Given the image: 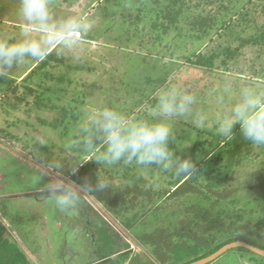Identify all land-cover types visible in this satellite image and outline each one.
<instances>
[{"label":"rangeland","instance_id":"1","mask_svg":"<svg viewBox=\"0 0 264 264\" xmlns=\"http://www.w3.org/2000/svg\"><path fill=\"white\" fill-rule=\"evenodd\" d=\"M118 2L0 0V74L15 79L13 88H8L9 91L4 85H0L3 89L0 90V99L7 100L6 103L0 102V107L3 106L9 111L13 110V106L19 107L8 120L13 123L10 132L14 136L0 135V201L9 200L12 203L8 204V212L13 214L12 217L18 219V222L15 221L14 224V219L4 218L1 211L0 221L8 226L10 235L19 240L29 253V248L33 250V245L29 247L23 232L26 230L28 232L33 227L34 233L40 229L39 231L46 237L48 231L44 227L45 224L43 223L44 226L41 228H38L37 224L46 222L42 213L44 207L54 203L53 198L48 197L51 196V191H60L63 194L62 196L59 193L58 199L66 201L65 206L68 204L67 200L76 194L84 197L87 202H91L90 196L99 202L93 195L95 194L104 203L102 205L99 202L102 207H108L125 227L133 229L137 224L134 217L136 213L141 215L144 208L155 205L145 202L143 197L141 201L140 195H134L141 189L142 184L141 181L134 182V179L129 177L138 172L147 181L155 183L156 189L167 188L170 181L168 175L161 174L162 171L158 173L159 168L155 166H142L141 169L134 170L133 161L128 162L131 167L128 170L126 165H123L127 163L126 161L116 164L97 163L102 155L103 145L97 140L96 150L89 151L84 143L88 135L81 132L80 127H89L91 118L103 110L116 111L129 121L153 122L157 119L153 109L162 91L175 89L181 93L191 94L195 99L189 113L185 115L186 123H182V117L168 118V122L173 124L177 138L184 137L183 141L179 142L177 139L174 143L184 148L180 153L186 158H189L191 147L201 149L198 142L213 139V136L209 135L210 130L218 134L221 126H230L233 129L239 125L237 112L253 119L264 116V42L249 44L264 30V0H180L179 4L172 5L180 11L179 20L175 24L168 20L169 18L166 21L167 16L163 12L167 7L171 8L172 0ZM141 2L146 6L139 10ZM106 10L110 13L105 12ZM210 14L216 16L217 24L202 41L192 38L191 34L179 35L180 30L182 32L190 30L194 18L207 17ZM163 22L166 25L169 23L171 33L162 35L159 32V28L164 29ZM225 22L232 26H225ZM72 29L82 34H94L97 38L93 40H86L83 37L71 38L69 34ZM238 37L248 43L242 44L241 39L237 40ZM122 48H127V52ZM229 48L237 49V56L231 58L223 54L211 72L192 65L200 52L209 55L211 52L218 53ZM34 49H48L47 52L64 57L65 63L50 64L35 71L24 81L23 79L43 59L35 60L37 53H34ZM16 51L30 54L29 57L19 59L13 55ZM6 55H13V59L5 61ZM170 61L175 64V74L166 86L161 88L153 86L156 73L162 69L166 71ZM65 77L66 81L57 84L58 78ZM58 85L63 87L60 97H55L51 102L43 99L47 107L37 108L34 104L35 98L38 95L48 98L50 92L47 89H58ZM28 88L34 89L35 93H30ZM115 90H119V93ZM81 92L85 93L86 98L83 100L86 105L78 107L77 101L82 98ZM152 101L155 102V106H151ZM112 103L114 106H110ZM63 106L75 108V111H78L76 116L83 117L78 121L79 126L73 125L70 118L66 122L70 124L71 131L77 133L75 137L73 132L68 136L38 121V118L49 122L60 117L58 112ZM139 114H142V117H139ZM3 121V111L0 109V130L4 126ZM24 122L34 124L37 129ZM214 146L208 145L204 148L202 155L199 154L195 162H201L202 158H210L211 150L220 149ZM188 148L190 149L187 150ZM244 151L246 153H243L244 156L264 162V146L253 144ZM246 151H250L251 154ZM220 163L224 168L225 162ZM203 171L201 168L198 177L205 185V179L201 176ZM243 172L246 171H241ZM86 174L91 177L84 178ZM211 178L215 180L216 176L213 174ZM72 179L85 188L78 189ZM158 181H161V184H158ZM98 184H103L104 187H98ZM128 191L134 193L124 195ZM205 204L207 205L205 212L194 206L191 213H188L190 218L196 217V212H204L207 215L212 212L214 206L207 202ZM228 211L230 212V209ZM154 214H159V210ZM23 215L28 220H21L20 217ZM150 219L151 215L143 222L144 229L146 225H151L147 229L148 234L144 232L145 234L142 233L144 236L140 237V233L137 232L139 239L137 237L136 239L145 245L150 254L151 252L157 254L158 251L153 245L146 242V238H153L157 234L155 239L160 238V255L164 254L163 257L169 262L178 259L177 262L182 261L185 264L207 256L222 243L239 236L241 232L239 224L233 223L229 226L231 224H225L222 218L215 217L204 219L206 221L204 223L202 221L195 231L189 232L191 237L178 239L174 236L167 237V230L162 225L161 230L153 232L155 224L159 227L161 221L156 219L151 222ZM102 225L103 223H99L104 231L95 226V233L106 241L110 233L105 228L107 226ZM130 232L134 237L133 231ZM149 232L154 234L151 235ZM64 241H68L69 248L80 256L81 261L76 263L71 255L68 259L56 256L49 259L45 257L47 250H42L45 253L42 257L40 251L36 256L38 258L34 259L40 264H50L47 263L48 259L51 262L54 260V264L66 262L87 264L97 259L94 256L90 260L88 250L84 247L86 240L81 244L80 242L75 244L73 240ZM40 243L44 248L46 244L42 240ZM49 246L51 247L50 243ZM105 249L106 252L112 250ZM239 255L238 250L232 249L210 264H227V260L228 264H236ZM147 262L142 263L148 264Z\"/></svg>","mask_w":264,"mask_h":264},{"label":"trees","instance_id":"2","mask_svg":"<svg viewBox=\"0 0 264 264\" xmlns=\"http://www.w3.org/2000/svg\"><path fill=\"white\" fill-rule=\"evenodd\" d=\"M119 0H117L118 2ZM178 2V3H177ZM180 0H172L171 8L167 7L163 12H165V15L167 19L170 20L173 24L178 22V18L180 15L179 9H176V7H173L172 5L179 4ZM119 3V2H118ZM145 3L141 2L139 3V10L144 8ZM130 9V8H129ZM108 10V9H107ZM110 11V9L108 11ZM110 13V12H108ZM169 13H174L173 16H170ZM160 16V15H159ZM161 17H164L161 15ZM139 19V17H136ZM216 16H213V14H210V16L204 17V16H198L193 19L191 22V28L189 31H179V35L188 34V36L191 34V36L194 37L196 34L198 41H202L204 37L209 36L210 31L216 26L217 24ZM168 24L163 22L164 29H168ZM225 26L231 27L232 24L225 22ZM162 26V27H163ZM160 29V28H159ZM162 29V28H161ZM168 32V30L166 31ZM198 33L200 35H198ZM193 34V35H192ZM82 37L86 40H93L97 37L94 36V34H88L84 33L82 34ZM241 38L238 37L237 40L239 41ZM244 42L248 43V41H244L241 39V43L244 44ZM256 43L257 42H264V30L262 34H260L259 37H257L254 40H251L250 43ZM222 52H211L209 55L206 53H198L195 57V60L193 61L192 65L195 67H201L207 72H211L214 70V67L216 65V61L222 57L223 54H226L228 57H235L238 54V50H232L229 49H223ZM48 49H34V53L36 52L37 55L35 57V60L41 59V62L36 65V68L31 71L23 80H27L32 74H34L35 71H39L41 68H46L50 66V64L55 63L54 65H57L58 63L63 64L65 63V58L59 56L58 54H54V52H47ZM29 52H22V51H16L13 53V55L20 58L29 57ZM13 55H6L4 60L10 61L13 59ZM175 66V64H174ZM171 72H166L160 75V77L156 79V81H153V86H157L159 88L164 87L168 83V77ZM152 78V77H151ZM67 78H58L57 84H60V82L66 81ZM151 82V81H150ZM15 83V79L8 78L6 75L0 74V85H4L7 88V91H9L8 88H13V84ZM73 84V82H72ZM152 84V83H150ZM43 85H41L42 87ZM59 86V85H58ZM44 87V86H43ZM0 90H3L0 88ZM15 90V89H14ZM50 93V96L48 98H44L41 95H38L35 98V105L37 108H44L47 107L43 103V99H48L49 102L53 101L55 97L59 98L61 91L63 90V87L59 86L58 89L49 88L47 89ZM28 91L30 93H35L34 89L28 88ZM1 92V91H0ZM5 92V91H4ZM116 93H119V90H115ZM114 92V93H115ZM85 93L81 92V100L77 101L78 107L82 105H86V102H84L83 98H86L84 96ZM115 96V95H114ZM118 97V96H116ZM4 98L0 99L1 103H4L2 101L7 102V100H3ZM25 99V97H24ZM110 106H114L112 103ZM151 106H155V102H151ZM1 111H3V125L0 130V135L2 136H9L13 137L14 135L10 132V127L13 123H10L9 116L11 114H15L19 110L18 105L13 106V110L9 111L7 108L1 106ZM78 111H75V108L69 106H63L61 107L60 111V117L56 118L53 121H45L41 118H38V121L40 124H43L45 126H48L50 128H53L54 130L61 132L65 135L70 136L73 132V136L75 137L77 133H74V130L71 131L70 124H66L68 119L70 118L73 121V125L79 126V120L83 117L76 116ZM83 113V111H79ZM8 115V116H7ZM139 117H142V114L138 115ZM186 117L182 116L181 120L182 123H186ZM26 125H30L31 128L37 129V127L29 122H24ZM88 127H80V131L88 135L86 132V129ZM62 130V131H61ZM213 130V129H212ZM4 134V135H3ZM79 134V133H78ZM223 133L220 131L218 134L216 132L210 130L211 136H213V139H206V142H198V145H200L201 149H198L195 147L188 148L190 149V155L189 158L196 161L198 159V156H200L203 153V149L206 148L208 145L214 146L215 148H220L217 151L211 150L210 151V158L207 157V159H203L199 163H196V168L193 172H191L188 175H178L176 174V171L173 169L168 170H161L158 169V173L160 171L161 174L168 175V178L170 179L167 188L158 190L155 187V183L147 181L143 176L139 175L138 172L131 175L129 179H134V182L136 180L139 182L141 181V189L136 192L134 195H140V198L143 197L145 202H151L153 206H148L147 208H144L143 213L141 215H137L135 217V221H137L136 226L134 225L133 229H130L128 227H125L124 223L122 222L123 226L127 228L128 230L133 231L135 237L138 238L137 232L140 233V237L144 236L142 233L148 234V225L144 229L143 222L149 215H151V222L156 219H159L160 225L158 227V224H155V228L153 229V232H157L158 230H161L162 227L167 230V237H176L178 239L182 238H189L191 235H189V232L195 231L196 228H198V225L203 221V223L207 219H212L215 217L222 218L224 220V223L229 226H232L233 223L236 225L239 224L240 228V234L239 236L235 237L234 239L222 243L219 247H217L215 250H212L210 254L207 256H204L202 258L187 262L185 264H191L193 262H196L198 260L207 258L208 256L213 255L217 251H219L222 247H224L227 244L236 242V241H244L249 243L250 245H253L257 248H260L264 250V162L262 161H256L253 159H250L249 156H244L245 151L244 149L250 147L253 145L251 141L246 139L244 135L242 134L240 124L236 125L231 129L230 133L227 135H222ZM16 137V136H15ZM64 137V135H63ZM184 138V137H183ZM183 138H177L179 142L183 141ZM222 143V145H221ZM217 145V146H216ZM170 148L173 149V151H177V155H179L182 159L186 158L185 155L180 153L184 148H181L180 144H176L172 142L170 145ZM43 148H48L47 146H43ZM248 154L251 152L246 151ZM101 151H99V154ZM220 162H225L224 168L222 167ZM257 162V163H256ZM128 163V162H127ZM123 163V165H126V168L128 170L131 169L129 166V163ZM202 163V164H201ZM202 166V167H201ZM141 165H136L132 167L134 170L141 169ZM203 168V174L201 175L202 178L205 179L206 184L203 185L202 182H200V179L198 177L200 173V169ZM84 169V167H83ZM86 169V168H85ZM223 169L225 172V175H223ZM241 171H246L241 173ZM155 174V173H153ZM215 175L216 178L213 180L211 177L212 175ZM94 175V174H91ZM89 174H86L84 178L89 177ZM91 177V176H90ZM154 177V176H152ZM155 178V177H154ZM153 178V179H154ZM159 180V179H158ZM237 180V181H236ZM72 181L82 187L79 182L72 179ZM158 184H161V181H158ZM135 191V190H133ZM133 191H128V193H124V195H132L134 193ZM54 191H51L52 193ZM55 193H60V191H55ZM93 194V193H92ZM101 203H103L95 194H93ZM48 197H52L48 196ZM197 197V198H196ZM201 197V198H198ZM141 201L143 199L141 198ZM211 203L214 208L212 209V212L208 213V215L205 212V206H207L205 203ZM8 204H12L9 200H1L0 201V211L3 214L4 218L7 219H14L13 223L15 224V217H12L13 214H10L8 212ZM104 204V203H103ZM194 206L196 208H200V210H203L204 212H196V217L192 219L188 215V213H191V209H194ZM159 207V209H157ZM208 208V207H207ZM230 209V212L228 211ZM110 210V209H109ZM156 210H159V214H154ZM112 213L113 211L110 210ZM135 213L134 211H132ZM153 212V213H152ZM153 215H152V214ZM113 215L116 217V215L113 213ZM207 216L211 218H207ZM21 220L25 219L28 220L27 217L24 215L20 217ZM117 218V217H116ZM118 219V218H117ZM206 219V220H204ZM228 220V222H227ZM232 220V221H231ZM217 221V220H209ZM230 221V222H229ZM18 222V221H17ZM121 222V221H120ZM12 225V224H11ZM140 225V227H139ZM23 231H25L22 228ZM34 233V229L32 227V230H26V232H23V234L26 236V240L29 244V247L32 246L33 250L29 248L30 253L33 255H30L28 251L22 246L19 240L14 239L9 232L8 226L6 224L2 223L0 221V264H40L38 260L34 259L38 258V252H40L39 243L35 240L36 238L32 237V234ZM144 233V234H145ZM151 235L154 233L149 232ZM163 233V232H161ZM142 234V235H141ZM157 235V234H156ZM155 235V236H156ZM163 236V234H161ZM118 236V235H117ZM155 236L153 238L150 237V239L146 238V242L148 244L153 245L154 249H156L157 254L154 252L153 255L157 261L155 263L154 261L150 259H145L141 256L136 255L132 259V264H143L142 262L148 261V264H184L182 261L177 262L175 259L174 261H167V258L163 257L164 254L160 255V238L155 239ZM36 237V235H35ZM120 239L127 245V251L124 253V256L130 258L132 256L133 249L131 248L130 244L121 236H119ZM173 237V238H174ZM139 239V238H138ZM108 240V239H107ZM106 240V241H107ZM31 241V242H29ZM141 243V242H140ZM142 244V243H141ZM145 246V245H144ZM239 251V256L241 260H246L250 264H264V258L258 256L257 254L249 251L245 248H235ZM228 253V252H227ZM102 257V256H101Z\"/></svg>","mask_w":264,"mask_h":264},{"label":"clouds","instance_id":"3","mask_svg":"<svg viewBox=\"0 0 264 264\" xmlns=\"http://www.w3.org/2000/svg\"><path fill=\"white\" fill-rule=\"evenodd\" d=\"M191 94L175 89L162 91L153 109L157 118L153 122L129 121L122 114L105 109L91 118L84 143L89 151L96 150V141L103 145L102 155L97 163L116 164L121 161L135 162L141 166H155L161 170L174 169L178 175H188L196 168L191 158H181L170 144L176 142L177 135L168 118L182 117L189 113L194 102ZM239 117L240 128L246 139L253 144L264 146V116L251 118ZM220 131L228 134L231 127L221 126ZM98 187H104L98 184ZM54 202L62 206L66 201L58 199V194L51 193ZM126 240V239H125ZM127 241V240H126Z\"/></svg>","mask_w":264,"mask_h":264},{"label":"flooded vegetation","instance_id":"4","mask_svg":"<svg viewBox=\"0 0 264 264\" xmlns=\"http://www.w3.org/2000/svg\"><path fill=\"white\" fill-rule=\"evenodd\" d=\"M59 195L63 196L62 193H60ZM33 198L37 199V197H33ZM67 201L68 204H66V206L65 205L60 206L56 202H54L53 204H50L49 207L48 206L44 207L42 217H45L43 218V220L45 219L46 222L45 221L40 223L38 222L37 226L38 228L39 227L41 228L45 224L44 227L47 229L48 233L46 237H44V234H42L41 231H39L40 229L36 230L34 233L35 235L37 234L35 240L37 241V243H39V247L41 248L40 249V251L42 252L41 257L43 256V254L45 255V253L42 250H47L46 251L47 254L45 255V257L49 259L50 258L54 259L55 256L57 258L60 257L61 259H68L70 258L69 255H71V258H73V260L76 261V263L79 260L81 261L80 256H78L69 248L70 244L68 245L67 243L68 241L65 242L64 240H69V241L73 240L75 244L79 242L81 244L83 243L84 240H86L87 242L84 243V247L88 250V255L90 260L91 257L92 258L94 256L98 257L99 251L101 252V249L103 247L102 238L95 233V226H97L99 230H103V228L99 226V223L100 224L103 223L102 226L104 227L105 225L107 226L105 228L110 233L108 235L109 238L111 239L112 237L114 238V235H116V237L121 236L114 229V227L110 225L103 218V216L90 204V202H87L84 199V197L76 194L72 196L70 200ZM101 204L104 205L103 203ZM105 209H107L113 215V213L109 210L108 207H105ZM120 223L122 224V222ZM62 226L64 227V229H62ZM128 231L130 232V230ZM83 236L85 238H83ZM108 236L107 239L109 240ZM41 240L46 244L44 248H43V244L40 243ZM49 243L51 244V247L49 246ZM133 254L138 255L139 253H136L135 250L133 249L132 255ZM101 256L102 257L100 259H95L87 264H125V261L129 259L128 257L124 256V253H119L118 256H114V255L113 256L101 255ZM139 256L141 255L139 254ZM49 259L47 263L54 264V260L51 262Z\"/></svg>","mask_w":264,"mask_h":264},{"label":"water","instance_id":"5","mask_svg":"<svg viewBox=\"0 0 264 264\" xmlns=\"http://www.w3.org/2000/svg\"><path fill=\"white\" fill-rule=\"evenodd\" d=\"M76 185V184H75ZM78 189H80V186L76 185ZM81 192V191H80ZM91 204L96 208V210L103 216V218L114 227V229L124 238L126 239L133 247L136 253H139L141 257L145 259H150L157 263L156 259L145 249V247L140 244L136 238L132 236V234L102 205L96 201L93 197H91ZM235 248H245L248 249L249 251L257 254L260 257L264 258V250L257 248L253 245H250L247 242L244 241H236L230 244L225 245L222 247L219 251L214 253L213 255L198 260L196 262H193L191 264H210L216 260H218L221 256L226 254L228 251L235 249Z\"/></svg>","mask_w":264,"mask_h":264},{"label":"crops","instance_id":"6","mask_svg":"<svg viewBox=\"0 0 264 264\" xmlns=\"http://www.w3.org/2000/svg\"><path fill=\"white\" fill-rule=\"evenodd\" d=\"M173 28V27H172ZM72 30H74V29H72ZM71 30V31H72ZM168 30V32L169 33H171V29L170 28H168V29H159V32L162 34V35H165V33L166 34H169L168 32H166ZM193 35V34H192ZM194 37L195 38H197V36H196V34L194 35ZM158 38V37H157ZM192 38H193V36H192ZM122 50H126V52H127V48H122ZM128 53H125V55H127ZM175 66H174V64L172 63V61H170L169 63H168V68L166 69V71H164L163 69H162V71L161 70H159L158 71V73H156V79H157V77L158 76H160L161 74H163V73H166V72H171L170 73V75H169V77H168V82H169V80H170V78L175 74V72H176V68H174ZM112 237V236H111ZM103 242V247H102V249H101V252L99 251V256L97 257V259H100L101 258V255H105V256H118L119 255V253H125L128 249H127V245H125V243L119 238V237H116V235H114V238L112 237V239L111 238H109V240H107V241H102ZM105 248H111L112 250L111 251H109V252H106L105 250ZM151 255H153L152 254V252H151ZM135 257V254H133L127 261H125V264H132V259ZM153 257H154V255H153ZM155 258V257H154ZM245 262H248V261H246V260H241V258H240V256H238V261L236 262V264H245ZM226 263L228 264L229 263V260H227L226 261ZM233 263V262H232ZM250 264V263H249Z\"/></svg>","mask_w":264,"mask_h":264},{"label":"built area","instance_id":"7","mask_svg":"<svg viewBox=\"0 0 264 264\" xmlns=\"http://www.w3.org/2000/svg\"><path fill=\"white\" fill-rule=\"evenodd\" d=\"M69 36L71 37V38H74V39H81L82 38V33L81 32H79V31H71L70 32V34H69Z\"/></svg>","mask_w":264,"mask_h":264}]
</instances>
